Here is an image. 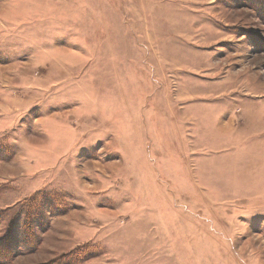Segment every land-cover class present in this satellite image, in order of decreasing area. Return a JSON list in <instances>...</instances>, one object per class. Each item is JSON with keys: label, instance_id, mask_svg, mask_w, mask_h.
<instances>
[{"label": "rangeland", "instance_id": "1", "mask_svg": "<svg viewBox=\"0 0 264 264\" xmlns=\"http://www.w3.org/2000/svg\"><path fill=\"white\" fill-rule=\"evenodd\" d=\"M0 244L264 264V0H0Z\"/></svg>", "mask_w": 264, "mask_h": 264}, {"label": "trees", "instance_id": "2", "mask_svg": "<svg viewBox=\"0 0 264 264\" xmlns=\"http://www.w3.org/2000/svg\"><path fill=\"white\" fill-rule=\"evenodd\" d=\"M0 246H1V244H0ZM3 248V247H2Z\"/></svg>", "mask_w": 264, "mask_h": 264}]
</instances>
